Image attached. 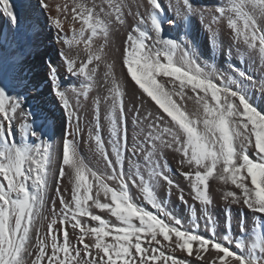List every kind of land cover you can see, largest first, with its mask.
Here are the masks:
<instances>
[{
	"label": "snow or ice",
	"instance_id": "snow-or-ice-1",
	"mask_svg": "<svg viewBox=\"0 0 264 264\" xmlns=\"http://www.w3.org/2000/svg\"><path fill=\"white\" fill-rule=\"evenodd\" d=\"M38 3L41 9H49L47 0H38ZM125 7L124 0H100L99 4L93 2L91 7L81 4L71 9L72 19L82 25L78 35L84 40L88 55L86 61L77 64L67 53H61L68 73L92 81L103 62V46L96 52L91 51L93 38L102 36L108 43L112 28L124 25L126 14L140 17L133 30L138 36L132 32L127 35L122 51V66L126 67L131 81L142 90L141 97L146 94L162 112H147L144 116L146 127L141 128L142 138L139 135L135 138L133 154H143L154 181H162L169 188H179L167 175L164 150L179 153V165L189 169L183 171L182 175L189 182L190 194L205 209L213 202L209 191L210 181L218 180L242 190V197L229 191L225 199L231 197L233 202L242 200L249 209L264 214V109L258 110L255 98H248L243 81L222 78L214 69L205 70L207 66L201 67L189 55L191 49L184 51L176 38H163V25L168 21L163 18L165 10L159 0H145L144 4L151 21L149 31L155 33L154 38L140 28L141 24L146 23L143 15L138 11L133 13L130 8L125 13ZM182 7L186 15L195 12L191 0H182ZM245 8L250 11H245ZM0 11L9 18L10 24H18V15L10 0H0ZM232 11L236 18L229 17L227 27L232 30L234 38L242 39L247 49H258L259 58L264 59V26L260 23L264 21V0H243ZM57 12L66 14L68 6L61 8L58 5ZM219 16H225L224 8L219 9ZM53 24L62 30L59 17L53 18ZM86 31L90 33L87 38ZM209 31H212L211 26ZM149 39L151 44H146L145 41ZM62 43L71 47L73 41L63 39ZM106 67L109 70L105 73L107 80L111 65ZM48 72L49 79L55 85L57 68L50 65ZM238 75L244 81L252 80L243 71H239ZM158 77L170 79L158 80ZM176 82H179L178 85ZM168 84L172 88H167ZM27 87L24 84V88ZM187 88L195 94L198 106L192 113L173 99L174 96L179 97L180 101L193 99L185 92ZM14 90V87L0 80V264H186V261L166 254L165 248L171 251L179 249L188 256L195 255L198 260L204 259V253L211 254L210 250H214L215 256L209 264H264V259L256 254L257 249L264 254V236L257 237L246 252L238 254L224 243L191 230H182L181 221L165 210L153 188L145 184L139 167L128 173L126 178L118 124V120L124 118L125 109L123 93L114 81L108 90L109 96L104 97L106 102L111 101L108 118L114 161L105 149L99 128L93 137L96 151L112 174L106 178L98 175L85 164L74 139L65 138L63 166L59 169L58 180L65 177L67 169L72 184L71 201H66L59 187L56 188L61 210L57 214L54 204L53 215L58 219L54 218L48 223L43 237L36 231L33 245V228L47 193L51 144L21 145L15 141L14 124L23 109L20 100L22 94L13 95ZM260 91L264 94V86ZM55 95L63 102L65 109L70 107L66 92L58 85ZM84 95L87 96V92ZM261 100L264 102V95ZM95 103L98 113L99 98ZM134 111L137 112V123H140V110ZM31 115L40 118L38 113ZM23 132L26 137L37 136V131L28 124L23 126ZM124 137L126 142V128ZM250 149L255 156L250 155ZM136 177H139L145 199L170 222H165L132 201L129 181L136 184ZM106 179L118 180L119 187H109ZM180 193L179 199L186 202L183 189H180ZM101 195L105 202L101 201ZM93 208L107 210L119 223H111L94 214ZM83 217L98 222L97 226H88L82 222ZM58 223L59 229L55 227ZM69 227L74 232L78 230L76 238L82 248L70 242ZM59 234H62V242ZM86 237L92 243L85 242ZM158 237L168 244H162ZM236 247L245 249L240 242L236 243Z\"/></svg>",
	"mask_w": 264,
	"mask_h": 264
},
{
	"label": "bare ground",
	"instance_id": "bare-ground-1",
	"mask_svg": "<svg viewBox=\"0 0 264 264\" xmlns=\"http://www.w3.org/2000/svg\"><path fill=\"white\" fill-rule=\"evenodd\" d=\"M239 1L191 0L195 12L186 15L182 7V0H159L165 10L163 18L168 21L163 25L162 36L163 38H176L184 51L191 49L189 55L196 59L201 67L207 66L205 70L214 69L222 78L236 79L237 82L243 81V87L248 92V98L250 100L255 98L258 110L264 109V102L261 100L264 94L260 91L261 86H264V59L259 58L258 49L255 51L247 49L242 39L236 40L232 30L227 27L228 18L234 19L232 11L234 6L241 4ZM10 2L14 5V10L18 15V24H10L9 18L0 11V80L15 88L13 95L22 94L20 100L23 111L18 113L14 124L15 141L21 145L24 143L39 145L42 142L51 144L47 193L33 228L31 243L34 245L36 231L38 230L40 234V226L42 227L43 222L46 223V220L51 221L58 218L53 215L54 204L57 214L61 210L56 188L59 187L60 194L64 196L66 201H71L72 184L67 169L65 177L58 180L59 169L63 166L62 147L65 138L74 139L81 158L98 175L103 176L109 171L99 152L96 151L93 137L97 135L99 128V135L104 142L105 149L113 158L110 143L113 137L111 136V123L108 118L111 101L106 102L104 100V97L109 96L108 90L112 87L113 81L119 85L123 93L125 112L124 118L119 119L118 124L120 128L119 147L122 157H125L126 175L144 163L143 154H133L135 138L138 135L142 138L141 128L146 127L144 116L147 112H156L157 110L162 112V109H159V106L155 105V102L151 101V98L147 97L146 94L141 97L142 90L139 89L138 85H135L134 81H131L126 67L122 66V51L127 35L132 32L133 35L138 36V33L133 30L140 17L126 14L125 24L116 25L112 29L108 43H105L102 36L93 38L91 51L96 52L103 46V62L100 63L94 79L86 81L82 76L68 73L64 57L61 55V53H67L77 61V64L86 61L88 55L84 40L78 35V30L82 25L78 20L72 19L71 9L81 5L79 0H47L48 10L41 9L38 0H23L25 4L30 5L28 8L30 17L21 7L20 0H10ZM125 4V13L130 8L133 13L138 11L143 15L146 23L141 24L140 28L148 31L149 36L154 38L155 33L149 31L151 21L145 11V0H128ZM58 5L61 8L67 5L68 12L66 14L58 13ZM221 8L225 9L224 17L219 16V9ZM246 9L248 11V8ZM56 17L61 20L62 30H58L53 24V18ZM172 21L175 23L173 24ZM260 23L264 26V21H260ZM209 26H211V32ZM39 27L43 29L41 30ZM88 35L90 33L86 31L85 38ZM63 39L73 41L72 46L63 44ZM77 41L79 42L77 43ZM151 42V39L145 41L146 44H151ZM50 65L57 68L55 85L49 79L48 68ZM106 65H111L107 80L105 73L109 70ZM239 71H243L246 76L252 77V80L244 81L243 78L239 77ZM167 79L170 78L158 77V80ZM176 83L178 85L179 82ZM24 84L28 85L27 89L24 88ZM57 85L66 92L70 105L68 109H65L63 102L55 95ZM166 87L172 88V85L168 84ZM85 92H87V96L84 95ZM185 92L193 99L180 101L179 97L176 96L173 99L182 104L189 113L195 112L198 107L195 103V94L191 93L190 88L185 89ZM97 98L100 100L98 113L95 103ZM142 99L143 103L141 102ZM134 109L140 110V123H137V112ZM31 113H38L40 118H36ZM25 124L37 131L36 137L24 135L23 126ZM250 155L255 156V152L251 149ZM164 156L167 163V175L175 184L179 185V188H169L166 183L158 180L155 184V194L165 210L172 217L181 221L182 230H191L196 234L224 243L238 254L246 252V249L257 237L264 236V214L249 209L242 200L233 202L231 197L225 199V195L229 191L235 192L237 197H242V190L236 189L230 183L225 185L221 181L211 180L209 191L213 202L205 209V206L194 200L190 194L189 182L182 175L183 171L189 169L179 165L180 154L165 149ZM112 186L118 188L119 184ZM180 189H183L186 202L179 199ZM129 195L138 206L158 215L165 222H170L167 217H164L146 201L144 196L142 197L135 184L129 185ZM93 210L110 214L107 210L101 211L96 208ZM195 211L198 212L197 215H195ZM113 219V222L116 223L114 217ZM135 223L138 224L139 222L135 221ZM237 242L244 244L245 249L237 248ZM166 244L168 242L164 241V245ZM73 245L75 244L73 243ZM195 247L194 244V249ZM166 249V254L184 260L186 264H209L215 256L214 250H210L211 254L204 253V259L198 260L195 255L188 256L186 252L179 249L175 251ZM256 254L264 259V254L260 253L258 249Z\"/></svg>",
	"mask_w": 264,
	"mask_h": 264
},
{
	"label": "rangeland",
	"instance_id": "rangeland-1",
	"mask_svg": "<svg viewBox=\"0 0 264 264\" xmlns=\"http://www.w3.org/2000/svg\"><path fill=\"white\" fill-rule=\"evenodd\" d=\"M127 2H128V0H126ZM125 0H124V3H127ZM237 1V0H236ZM79 2L81 3V4H84V5H86V6H88V7H91L92 6V4H93V2H95V3H97V4H99L100 3V0H79ZM162 2V1H161ZM243 2V0H240L239 1V3H242ZM20 3H21V7L22 8H24V11L27 13V15L29 16V14H30V12H29V7H30V5L29 4H25V2H23V0H20ZM163 3V2H162ZM164 4V3H163ZM27 8V9H26ZM245 11L247 10L246 8L244 9ZM248 11H250V9L248 8ZM30 17V16H29ZM234 17V19L236 18L235 17V15L233 16ZM258 19H259V17H258ZM116 26H114L113 28H115ZM112 28V29H113ZM39 29H43V28H41V27H39ZM112 31V30H111ZM176 153V152H175ZM109 157L111 158V155H109ZM123 158V161H125V157H122ZM164 158H165V156H164ZM112 160L114 159L115 160V158L113 157V158H111ZM113 160V161H114ZM124 166V165H123ZM126 168H125V166H124V172H125V174H126V170H125ZM139 169H140V174L144 177V182H145V184H148L149 186H151L152 188H153V190H154V192H155V190H156V185L155 184H157L156 182H158V180H156V181H154L153 180V176H152V170H151V168L146 164V162L144 161V163H143V165L142 166H139ZM145 170V171H144ZM108 174V175H107ZM112 174V170H110L109 169V171L105 174H103V176L106 178L107 176H109V175H111ZM126 178H127V175H126ZM136 180H137V183L135 184V186H136V188H138V190H139V192L142 194V197L144 196V194H143V192L141 191V187L139 186V177H136ZM108 181V182H107ZM105 182H107L108 183V185H109V183H111L110 185H109V187H113L114 188V186H112V185H114V184H116V186L119 184V181L118 180H105ZM113 183V184H112ZM129 185L131 186V183H130V181H129ZM144 199H145V197H143ZM101 201L102 202H105L104 201V197H103V195H101ZM147 201V200H146ZM92 211L95 213V214H97V215H100L102 218H104V219H106V220H108V221H110L111 223H114L113 221H114V219H113V216L111 217V214H109L108 215V213H104V212H95L93 209H92ZM198 214V212L197 211H195V215H197ZM115 218V217H114ZM58 219V218H57ZM115 220H116V218H115ZM48 222H50L49 220L47 221L46 220V223H44L43 222V225H42V227L40 226V228H41V232H40V236L42 235V236H44L45 235V233H46V231L47 230H45L44 231V229H47V225H48ZM82 222H86L87 223V225L88 226H97V224H98V222H92L89 218H87V217H83L82 218ZM115 224H118V221L115 223ZM46 226V227H45ZM57 229H59L60 228V225H59V223L57 224V226H55ZM70 230H72L70 227H69V232H70V242L73 244H75L74 246H78V247H81L82 248V245H79L78 244V241H77V234H78V230H75V232L72 230V231H70ZM44 234V235H43ZM73 234H75V235H73ZM41 236V237H42ZM61 236V237H60ZM59 238H61L60 239V242H62V234H59ZM74 238V239H73ZM76 239V240H75ZM158 239H160L161 240V242H162V244H164V241H163V238L162 237H158ZM75 240V241H74ZM108 240L110 241L111 240V238L109 237L108 238ZM35 242H36V240H35ZM85 242H88V243H92V241H91V239L90 238H88V237H86L85 238ZM35 244V243H34ZM78 244V245H77ZM165 250V252L167 251V249L165 248L164 249ZM158 254V253H157Z\"/></svg>",
	"mask_w": 264,
	"mask_h": 264
}]
</instances>
